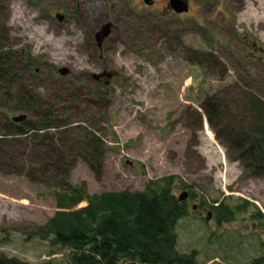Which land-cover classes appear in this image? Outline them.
<instances>
[{"label": "rangeland", "instance_id": "374dc122", "mask_svg": "<svg viewBox=\"0 0 264 264\" xmlns=\"http://www.w3.org/2000/svg\"><path fill=\"white\" fill-rule=\"evenodd\" d=\"M184 1L188 12L175 16L163 12L165 0H156L151 11L140 0H0V51L17 57L19 85L42 103L36 110L52 107L61 128L45 133L56 144L62 132L66 146L87 132L102 140L101 174L78 158L69 173L72 184L87 195L142 192L150 181L174 177L175 197L190 196L187 216L175 230L178 251H195L197 264H247L246 247L264 240L262 234L244 218L218 228L210 206L245 200L264 215V178L246 175L228 158L202 107L214 98L242 124L243 96L264 100V52H250L243 39L264 51V0ZM228 2L238 10L227 9ZM17 15L20 23L13 21ZM56 15L64 16L62 22ZM106 20L118 23L97 49L95 31ZM132 28L144 37L133 38ZM62 68L66 76L58 73ZM103 69L113 75L107 86L91 78ZM20 115L41 120L22 111L1 114L0 130ZM28 139L8 141L1 154L35 153L46 166L47 149ZM0 169V256L66 264L67 250L29 236L56 211L48 188Z\"/></svg>", "mask_w": 264, "mask_h": 264}, {"label": "trees", "instance_id": "16d2710c", "mask_svg": "<svg viewBox=\"0 0 264 264\" xmlns=\"http://www.w3.org/2000/svg\"><path fill=\"white\" fill-rule=\"evenodd\" d=\"M16 59L13 52L0 51V87H3L0 88L3 91H0V115L22 111L41 120L34 122L27 118L18 124L9 121L1 126L0 146L29 136L28 140L47 149L48 168L28 162L40 159L35 153L21 152L13 158L6 152L2 155L1 151L0 168L11 169L32 183L46 186L56 209L53 216L29 236L67 250L66 264H197L195 251L185 254L177 249L175 230L178 222L187 216V203L175 197L174 177L150 181L142 192L93 195H87L81 185L70 182L69 173L78 158L94 175L101 174L106 153L103 142L87 132L81 141L66 146L62 132L56 144L55 137L45 131L61 128L60 122L53 116L52 107L36 110L43 107L42 103L32 91L19 85L21 77L13 63ZM243 97L247 116L242 124L214 98L203 104V113L208 123L218 128L216 139L227 149L228 158L237 161L246 175L264 178V100L253 93ZM78 147L82 149L78 156L62 152ZM210 210L218 228L244 218L253 223L264 238V215L248 201L236 203L229 198L214 201ZM244 241L245 236L239 235L238 243ZM252 247H246L247 264H264V240L257 239ZM0 264L28 263L0 256Z\"/></svg>", "mask_w": 264, "mask_h": 264}, {"label": "flooded vegetation", "instance_id": "af4514ba", "mask_svg": "<svg viewBox=\"0 0 264 264\" xmlns=\"http://www.w3.org/2000/svg\"><path fill=\"white\" fill-rule=\"evenodd\" d=\"M149 2H150V5H147L146 4V2H145V0H140V4H141V7H142V9L143 10H145V11H151L152 10V8L153 7H155L156 6V0H148ZM233 2H234V0H233ZM239 3V2H238ZM164 6H163V8H162V10H163V12H165V13H171V14H173L174 13V15L175 16H181L182 15V13L181 14H177V13H175L172 9H171V7H170V3H169V0H165V2H164V4H163ZM234 5V4H233ZM233 5L231 4V2L229 3L228 2V5H227V9H232V10H238V8H232L233 7ZM169 11V12H168ZM239 11H240V9H239ZM132 12H133V14H134V16L135 17H140V14L138 13V12H136L135 10H134V8L132 9ZM188 12V11H187ZM186 12V13H187ZM56 18L58 19V21H60V22H62V20L64 19V16H60V15H56ZM117 23L118 22H116L115 24L112 22V21H109V20H106V21H104V22H102L101 24H100V26H99V28L95 31V34H96V32L104 25V24H110V33L114 30V26H116L117 25ZM133 29V28H132ZM140 28L138 27V29L137 30H139ZM137 30H135V29H133L132 30V35L134 36L133 38H135L136 37V39H140V37H144V34L143 35H141L140 33V31L138 32V34H136V31ZM147 31H150V29H149V27H147ZM147 31H145V34L147 33ZM110 35V34H109ZM108 35V36H109ZM108 38V37H107ZM106 38V39H107ZM105 39V40H106ZM243 39H244V42H246L247 43V46H248V49L250 50V52H255L256 54H263V50L260 48V47H258L257 46V43L256 42H254L253 40H250V39H248V38H246V37H243ZM94 40H95V35H94ZM104 40V41H105ZM103 41V42H104ZM102 42V43H103ZM102 43L100 44V46H98L97 45V42L95 41V46H96V48L97 49H100L101 48V45H102ZM244 57V56H243ZM244 58H246V57H244ZM108 73L109 74H111V76L109 77V78H107V75H108ZM98 75H101L100 76V78L99 79H94L93 77H91L93 80H94V82H95V84H98V85H103V86H107L110 82H109V80H111V78H112V73L111 72H109V71H107L106 69L104 70H101V72L98 74ZM190 199V196H189V194H188V197H187V199ZM186 199V200H187ZM185 200V201H186ZM193 209H195V207H193Z\"/></svg>", "mask_w": 264, "mask_h": 264}, {"label": "water", "instance_id": "95a60500", "mask_svg": "<svg viewBox=\"0 0 264 264\" xmlns=\"http://www.w3.org/2000/svg\"><path fill=\"white\" fill-rule=\"evenodd\" d=\"M147 5H150V2L148 0H145ZM171 9L177 13H185L187 12V4L184 0H169ZM110 34V24H104L95 34V41L97 42V45L100 46V44L108 37ZM58 73L61 76H66L68 74V70L65 68L59 69ZM101 75H93L94 79H99ZM111 74L108 73L107 78H109ZM27 119L26 116L20 115L16 117H12L10 121L14 124L21 123ZM188 193L183 192L179 197L178 200L180 202H183L187 199ZM208 220V218H207Z\"/></svg>", "mask_w": 264, "mask_h": 264}, {"label": "bare ground", "instance_id": "6f19581e", "mask_svg": "<svg viewBox=\"0 0 264 264\" xmlns=\"http://www.w3.org/2000/svg\"><path fill=\"white\" fill-rule=\"evenodd\" d=\"M13 21H18L19 23H20V21H22V19H21V17L19 16V15H17V16H15L14 18H13ZM46 42H50L49 40H46ZM247 59V58H246ZM85 128V127H84ZM83 128V129H84ZM29 137V136H28ZM80 140V139H79ZM76 149V148H75ZM75 149H70L69 150V152L73 155V156H78V154L79 153H74V150ZM39 161H41L40 159H38L37 161H28V162H30V163H32V164H34L36 167H42L43 165H40L39 164ZM75 164V163H74ZM44 167V166H43ZM46 168H48V166H45ZM73 167V166H72Z\"/></svg>", "mask_w": 264, "mask_h": 264}]
</instances>
